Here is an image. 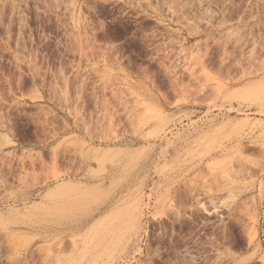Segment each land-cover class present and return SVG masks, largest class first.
Instances as JSON below:
<instances>
[{
    "label": "rangeland",
    "instance_id": "1",
    "mask_svg": "<svg viewBox=\"0 0 264 264\" xmlns=\"http://www.w3.org/2000/svg\"><path fill=\"white\" fill-rule=\"evenodd\" d=\"M0 264H264V0H0Z\"/></svg>",
    "mask_w": 264,
    "mask_h": 264
}]
</instances>
